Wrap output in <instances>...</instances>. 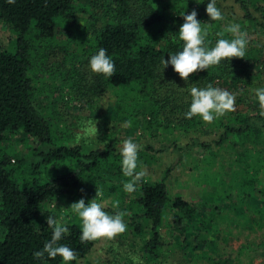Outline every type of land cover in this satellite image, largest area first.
<instances>
[{"label": "trees", "instance_id": "trees-1", "mask_svg": "<svg viewBox=\"0 0 264 264\" xmlns=\"http://www.w3.org/2000/svg\"><path fill=\"white\" fill-rule=\"evenodd\" d=\"M88 1L92 2L91 9L82 0H16L14 4L0 0V20L16 31L11 47L0 45V142L7 133L22 130L27 146V152L16 157L17 166L11 165L9 153L0 151V264H60L63 260L59 256L51 259L45 254L43 259H35L33 255L43 249L53 234L47 216L57 221L59 218V212L46 209L44 203L67 189L85 190L86 181L95 176L111 182L105 194L115 201L104 205L100 198L95 200L110 215L127 212L125 222L145 259L155 260L160 255L161 227L169 202L168 226L178 249L186 255L179 264H204L198 259L204 257L202 253H209L208 249L202 250L207 239L196 221L203 207L198 209L196 203L181 194H168L166 178L171 166L153 182L138 181L132 197L127 199L123 184L129 178L122 173V157L113 145L85 151L80 144L58 141L54 125L35 103L34 78L30 73L32 43H43L45 51L55 48L58 25L78 33L79 9L89 12L83 37L86 38L69 43L75 37L71 32L61 50L68 54V48L73 51L72 46H76L84 55L88 75L86 69L81 70L76 81L79 96L86 97L90 108L97 106L103 96L111 95L112 107L118 112L116 120L136 125L142 117L150 127L174 122L183 131L195 133L202 118L187 119L183 115L191 103V87L212 84L236 94V110L215 119L214 135L208 140L202 133L192 134L188 143L212 146L221 154L228 152L227 163H220L222 170L211 178L215 189L211 192L214 200L208 221L214 223L227 215L221 212L225 205L234 212L227 217L231 216L241 229L264 233V117L259 115V108L251 111L256 80L264 86V47L258 48L247 37L244 58L222 60L191 74L187 81L170 64L164 69L161 64L162 59H169L171 53L183 48L179 39L183 13L197 11L202 29L208 32L205 46L212 48L220 38H234L224 31L236 22L229 19L234 13H226L224 2L236 6L237 21L243 24L241 32L249 27L247 21L264 32V0H216L224 17L219 21L211 20L206 13L210 0ZM222 32L221 37L218 34ZM100 48L106 49L115 63V74L109 78L92 73L89 67L91 56ZM55 58L49 67L52 73H57L67 59L64 54L60 59L55 54ZM50 163L61 168L48 177L42 176ZM112 192L116 197H112ZM220 200L222 203L218 204ZM65 225L69 233L58 243L77 253V259L68 264H78L94 241L81 243L82 221L78 216ZM206 259L209 264V259L214 258L208 255Z\"/></svg>", "mask_w": 264, "mask_h": 264}, {"label": "rangeland", "instance_id": "rangeland-1", "mask_svg": "<svg viewBox=\"0 0 264 264\" xmlns=\"http://www.w3.org/2000/svg\"><path fill=\"white\" fill-rule=\"evenodd\" d=\"M82 3H88L91 9V1L82 0ZM224 5L227 14L234 13V16L229 19L236 21L235 24H239L242 28L243 24L237 21L236 6L229 2H224ZM76 15L79 21L78 28L81 29L78 33L73 28L68 29L65 25H58L53 40L55 48L45 51L46 47L43 43L34 42L30 53L32 59L30 73L34 78V100L43 115L54 125L58 141L69 145L80 144L85 151L104 149L108 143H111L115 151L120 154L123 141L131 138L134 143L140 145L136 171L146 169L147 175L142 178L143 181L153 182L161 177L166 167L171 166L166 178L169 196L181 194L196 203L198 209L203 207L202 211L198 212L199 216L196 221L198 228L207 239L202 250L208 249L209 253L207 255L202 253L205 258L200 257L198 261L208 264L206 257L209 255L214 258L209 259V264H264V233L241 229L231 216L227 217L234 212L225 205L224 207L222 205L221 212L222 214L228 213L227 215L214 223L208 221L210 206L214 200L211 192L215 189L211 178L217 177V171L222 170L220 163H227L225 156L228 152L221 154L215 152L217 148L212 146L189 144L188 141L190 135L200 133L209 140L216 130L215 120L210 124L202 122L195 133L183 131L184 129L174 122L163 127L160 125L150 127L142 117H139L140 121L136 125L131 122L129 126V121L116 120L115 115L118 112L112 107L111 95L103 96L97 106L90 108L86 97L82 98V94L79 96L76 81V78L80 79L81 70L86 69V75H88L89 68L86 59L81 51L76 49V46H72L73 51L69 47L68 54L67 51L61 50L62 42L68 39L71 32L75 37L69 43L82 40L84 33L87 32L88 10L79 9ZM246 23L249 25L245 29L247 37L252 43H257L258 48L264 47V32L258 31L253 23L249 21ZM15 36V29L0 20V45L11 47ZM55 54L59 59L64 54L67 59L57 73H52L49 67L55 63ZM260 87L264 86L257 79L254 90ZM257 108H259V103L254 92L251 111ZM24 136L25 133L18 130L7 133L0 142V151L11 155L10 160L13 166H17L16 157L27 152V146L22 139ZM60 168L59 164L50 163L43 169L42 176L48 177ZM103 180V177L95 176L93 180L86 181L85 190L67 189L64 194L45 202L44 206L46 209H56L59 212L58 221L65 224L77 216L69 206L81 198L85 201L100 198L104 205H113L112 200L115 201V199H111V196L107 197L108 193L105 194L111 182L109 180L103 182ZM97 190L102 193L101 196H95ZM132 195L133 192H125L127 199ZM112 197H116L114 192H112ZM219 203L221 204L222 201L220 200ZM170 209L169 202L161 227L162 245L157 259L148 260L143 257L135 237H131L132 233L127 226L126 232L113 240L94 241L92 249L78 264H179L183 262L186 260V255L178 249L177 240L168 226ZM123 219L126 221L125 217ZM189 255L192 253L189 252Z\"/></svg>", "mask_w": 264, "mask_h": 264}, {"label": "clouds", "instance_id": "clouds-1", "mask_svg": "<svg viewBox=\"0 0 264 264\" xmlns=\"http://www.w3.org/2000/svg\"><path fill=\"white\" fill-rule=\"evenodd\" d=\"M7 2L14 4L16 0H7ZM206 13L213 21L224 19L222 12L216 6V0H210L206 5ZM182 16L184 22L179 28V39L183 41V48L177 53H171L169 59L161 60L163 69L170 64L173 70L187 81L191 74L216 66L222 60L245 57L249 41L247 33L240 31L239 24H231L224 29L225 32L233 35L232 40L220 38L214 47L208 48L205 46L208 32L207 29H202L201 22L197 19V11L193 9L188 14L183 13ZM223 34L222 32L218 35L222 37ZM89 67L92 73L103 74L106 78L114 75L116 71L113 59L104 48H100L96 54L91 56ZM254 92L259 103V115L264 117V87L256 88ZM190 96L189 109L183 114L187 119L199 116L203 122L210 124L215 119L236 110V94L226 89L213 87L212 84H208L205 88L191 87ZM128 124L130 126L131 122L129 121ZM139 150L140 145L134 143L131 138L125 139L120 148L122 173L129 178L123 184V189L127 193L135 191L136 183L147 175L146 169L136 171ZM101 195L102 193L97 190L95 196ZM69 207L82 221V232L79 237L81 243L100 239L113 240L127 230L123 219L127 212L110 215L95 199L86 204L85 200L81 198ZM46 222L53 229V234L51 239L45 242L42 250L34 252V258L43 259L47 254L51 259H55L57 256L61 257L64 264L76 260L77 253L74 250L67 245L58 243L65 234L69 233V228L51 215L47 216Z\"/></svg>", "mask_w": 264, "mask_h": 264}]
</instances>
